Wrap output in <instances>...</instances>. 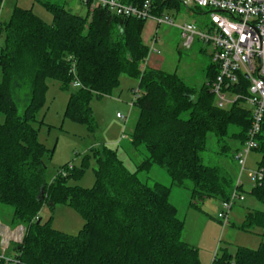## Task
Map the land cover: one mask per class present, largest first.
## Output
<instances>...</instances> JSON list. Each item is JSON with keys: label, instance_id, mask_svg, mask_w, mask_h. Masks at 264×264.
<instances>
[{"label": "trees", "instance_id": "1", "mask_svg": "<svg viewBox=\"0 0 264 264\" xmlns=\"http://www.w3.org/2000/svg\"><path fill=\"white\" fill-rule=\"evenodd\" d=\"M35 1L52 14L50 24L18 7L6 22L0 21V204L12 208L15 226H24L21 240L9 241L5 254L14 264H202L198 250L182 240L183 222L169 201L170 187L188 188L192 205L205 199L222 203L232 192L241 193L242 186L227 172L203 164L201 153L211 133L222 153L230 150L226 140L237 143L231 151L234 161L250 127V110L240 102L227 109L215 105L209 88L217 74L212 63L198 90L175 73L142 69L149 55L141 38L144 21L105 9L83 17L72 14L64 2ZM120 1L134 6L143 2ZM184 7L180 0H152L151 14L176 16ZM121 74L135 78L140 91L129 136L130 147L142 156L135 171L125 166L117 149L101 144L90 149L79 167L63 166L65 177L57 174L46 182L52 151L38 139L43 125L38 112L47 81L58 82L62 91L79 81L81 88L69 94L64 116L94 131L90 102L111 95ZM239 80L233 92L244 95L248 81L245 75ZM17 92L28 99L21 114ZM255 151L261 156L257 169L264 173V118ZM90 158L95 161L93 186H69V179L82 177ZM154 166L166 171L171 186L138 177ZM251 194L264 204V174ZM45 204L51 211L58 205L76 211L84 220L78 234L53 229L51 218L42 222L39 212ZM240 228H259L264 239V212L248 211ZM211 264H264V243L256 250L238 247L234 255L225 249Z\"/></svg>", "mask_w": 264, "mask_h": 264}, {"label": "rangeland", "instance_id": "2", "mask_svg": "<svg viewBox=\"0 0 264 264\" xmlns=\"http://www.w3.org/2000/svg\"><path fill=\"white\" fill-rule=\"evenodd\" d=\"M50 1L59 4L64 2L66 8L78 16L84 17L87 13L82 0ZM17 7L32 10L36 16L48 24L52 22V14L35 0H3L0 21L6 22ZM193 10L195 12L190 17L177 16L172 19L177 25L194 23L198 29L203 30L204 25L209 24L208 15L205 14V10L196 8ZM156 39L152 48L159 54H153L157 57L154 64L166 73H175L188 86L200 89L207 81V68L212 63L209 56L212 51L211 47L196 38L191 48L185 49L179 29L167 25L159 26ZM1 45L2 37H0ZM131 88L136 90L138 81L127 74H121L119 85L111 95L91 100L90 108L95 121V130L90 131L85 125L64 116L69 94L76 89L70 87L68 91H62L58 82L47 81L44 101L38 112V118L43 123L39 129L38 139L52 151L51 157L46 161V182L50 183L63 166L79 167L82 158L89 154L90 149L99 147L101 144L117 149L118 156L125 166L131 172L135 171L142 156L134 151L129 144V136L137 119L136 108L131 109L134 99V94L130 91ZM26 97L23 92L16 94L15 98L20 114L28 103ZM241 106L250 110L246 103H241ZM117 114L127 117V122L123 124L116 117ZM226 144L230 150L222 153L215 136L209 133L205 150L201 156L203 164L219 167L227 172L233 180L236 181L239 178L241 183L240 194L244 201H237L229 211L227 224L218 218L222 212L220 202L215 199H205L202 202H197V205H192L189 189L171 186L170 178L164 169L154 166L148 173L141 172L138 176L141 180L147 178L146 181L150 184L158 182L165 186H171L169 201L177 210V218L183 222L182 240L198 250L202 264H211L213 258L219 256L225 249L234 255L238 247L256 250L264 243V239L260 236L261 229L254 228L251 231H246L240 228L248 211L264 212V204L259 203L251 194L254 186L252 177L257 171L261 156L255 150L250 152L247 156L245 169L239 175L240 169L231 160V151L235 149L237 143L228 139ZM94 168L95 161L90 158L82 177L77 180L69 179L68 185L91 188L94 184ZM12 212L11 207L0 204V244L6 249L7 247L10 249L9 241H19L24 234L23 225H14ZM39 218L42 222L51 218L50 225L53 229L69 235L78 234L84 224L83 218L67 205H58L51 211L45 204L39 212Z\"/></svg>", "mask_w": 264, "mask_h": 264}, {"label": "built area", "instance_id": "3", "mask_svg": "<svg viewBox=\"0 0 264 264\" xmlns=\"http://www.w3.org/2000/svg\"><path fill=\"white\" fill-rule=\"evenodd\" d=\"M82 1L90 15L95 9H105L119 17L144 22L153 20L156 25L177 27L185 49L191 48L196 38L211 47V61L217 67V74L209 88L215 97V105L220 109H227L238 102L246 103L251 112L246 138L233 157L240 175L245 169L247 156L257 148V137L264 118V0H180L187 7L209 12V24L203 30L198 29L194 23L176 25L166 14L152 15V0H143L138 6L124 4L120 0ZM153 44L154 40L149 51L159 54L153 50ZM71 73L75 76L74 64ZM241 75H245L248 81L247 93L244 95L233 92V88L240 85ZM71 87L81 88V84L75 79ZM133 94L131 108L140 95L139 89L134 90ZM116 117L123 124L128 120L120 114ZM71 169L72 166L68 165L67 170ZM59 174L65 177L67 171L61 170ZM263 174L262 169H257L252 177L254 185L262 182ZM236 185L241 186L239 178ZM237 201L242 202L244 198L234 191L227 201L221 203L222 212L218 218L222 222L228 223V213ZM5 253L6 248L1 247L0 260L14 264L15 260Z\"/></svg>", "mask_w": 264, "mask_h": 264}, {"label": "crops", "instance_id": "4", "mask_svg": "<svg viewBox=\"0 0 264 264\" xmlns=\"http://www.w3.org/2000/svg\"><path fill=\"white\" fill-rule=\"evenodd\" d=\"M189 9L190 8H188V7H184L183 10H181V13L179 15H176V16H173V14H171V13H167L166 15L170 16L171 18L172 17H177V16H183V17L189 16L190 17L191 15H193V12L191 10H189ZM159 26H161V25H156V23L153 20L146 21L145 24H144V27H143V30H142V33H141V38H142V41H143L144 45L147 46L149 50H150L152 41L153 40L154 41L157 40L156 39V34H157V30H158ZM209 56H210V60H211V53L209 54ZM156 58L157 57L155 55H153V53H151L149 51V55H148L147 61H145V64L143 66L145 68L160 70L159 66H156L154 64V61L157 60ZM132 89L133 88H131L130 91H132Z\"/></svg>", "mask_w": 264, "mask_h": 264}, {"label": "water", "instance_id": "5", "mask_svg": "<svg viewBox=\"0 0 264 264\" xmlns=\"http://www.w3.org/2000/svg\"><path fill=\"white\" fill-rule=\"evenodd\" d=\"M39 222V221H38Z\"/></svg>", "mask_w": 264, "mask_h": 264}]
</instances>
